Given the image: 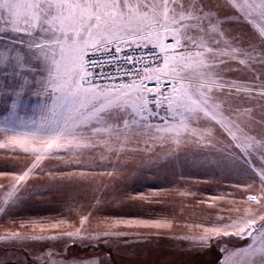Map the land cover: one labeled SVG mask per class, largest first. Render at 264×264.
<instances>
[{"label": "snow or ice", "instance_id": "1", "mask_svg": "<svg viewBox=\"0 0 264 264\" xmlns=\"http://www.w3.org/2000/svg\"><path fill=\"white\" fill-rule=\"evenodd\" d=\"M0 151V214L73 193L64 218L12 220L2 251L20 255L0 264H108L122 238L162 235L215 250L209 264H264V0H0ZM181 152L240 175L243 201L199 218L175 207L111 218L76 203L88 192L93 210L151 203L118 186L122 170ZM99 168L112 183L98 195Z\"/></svg>", "mask_w": 264, "mask_h": 264}, {"label": "rangeland", "instance_id": "2", "mask_svg": "<svg viewBox=\"0 0 264 264\" xmlns=\"http://www.w3.org/2000/svg\"><path fill=\"white\" fill-rule=\"evenodd\" d=\"M160 157L164 151L157 148ZM6 155L0 151V156ZM156 160L157 156H137L122 170L117 179V184L123 190L133 195H144L151 203L141 202L131 204L119 200L106 202L101 207L93 210L91 192L86 195H78L76 203L85 205L86 211H94L96 215L111 218H155L159 215H167L173 207L177 211L183 210L184 217L199 218L202 216H227L229 209L235 204L239 205L245 198L243 178L226 169L201 163L191 154L180 153L179 159H161L159 163L149 164L147 161ZM55 167L58 162L52 161ZM69 171V168H62ZM107 169L99 168L92 175L93 185L99 189L98 195L103 191V186L112 183V178L107 174ZM188 190L192 195L180 197L178 192ZM71 192L44 193L40 197H33L15 209L14 215L4 216L0 214V235L13 227L12 220L17 222L35 219L47 221L58 216H67L68 196ZM251 194V193H249ZM106 201L110 197H103ZM135 237H125L127 246L121 243L113 244L108 264H209L218 253L213 250L210 253L197 255L187 251L188 244L179 239H169L162 235L159 239L148 238V242H136ZM231 243L243 244L246 241L232 239ZM7 245L0 241V258L15 259L20 253L9 252L7 256L2 251ZM38 248L40 245H31ZM70 252L79 256H88L92 253H109V248L101 246L99 249L91 248L82 250L79 247L70 249Z\"/></svg>", "mask_w": 264, "mask_h": 264}, {"label": "built area", "instance_id": "3", "mask_svg": "<svg viewBox=\"0 0 264 264\" xmlns=\"http://www.w3.org/2000/svg\"><path fill=\"white\" fill-rule=\"evenodd\" d=\"M126 52H128V51H131L130 49H126L125 50ZM145 51H147V50H145ZM90 55H92V58L93 59H96V60H102V56L100 55V54H95V55H93V54H90Z\"/></svg>", "mask_w": 264, "mask_h": 264}]
</instances>
